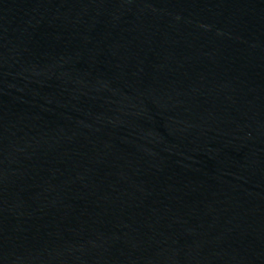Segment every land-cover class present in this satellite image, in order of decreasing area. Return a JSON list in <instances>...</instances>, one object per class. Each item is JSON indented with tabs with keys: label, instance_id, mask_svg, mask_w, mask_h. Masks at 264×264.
<instances>
[{
	"label": "water",
	"instance_id": "obj_1",
	"mask_svg": "<svg viewBox=\"0 0 264 264\" xmlns=\"http://www.w3.org/2000/svg\"><path fill=\"white\" fill-rule=\"evenodd\" d=\"M0 264H264V0H0Z\"/></svg>",
	"mask_w": 264,
	"mask_h": 264
}]
</instances>
